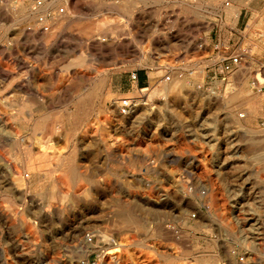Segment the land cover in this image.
Segmentation results:
<instances>
[{
	"label": "rangeland",
	"instance_id": "obj_1",
	"mask_svg": "<svg viewBox=\"0 0 264 264\" xmlns=\"http://www.w3.org/2000/svg\"><path fill=\"white\" fill-rule=\"evenodd\" d=\"M50 1L0 0V149L19 164L12 131L35 134L34 158L39 141L55 148L37 171L55 188L19 191L50 204L37 213L35 257L49 230L53 264H227L230 255L264 264V0H78L62 20L40 23ZM230 7L237 15L222 18ZM233 56L239 64L222 72ZM69 153L83 182L64 193L57 180ZM3 164L6 256L20 231L8 224ZM78 232L97 235L87 244Z\"/></svg>",
	"mask_w": 264,
	"mask_h": 264
},
{
	"label": "bare ground",
	"instance_id": "obj_2",
	"mask_svg": "<svg viewBox=\"0 0 264 264\" xmlns=\"http://www.w3.org/2000/svg\"><path fill=\"white\" fill-rule=\"evenodd\" d=\"M48 2V1H47ZM200 2V1H199ZM231 2V1H230ZM235 2V0H234ZM202 3V2H201ZM221 4V3H220ZM231 4V3H230ZM233 4V3H232ZM231 4V5H232ZM237 4V3H236ZM235 4V5H236ZM249 4V2H248ZM72 5L74 6V9L79 7V1L78 0H66V3L63 4V0H51L49 3H46V5L42 8V13L43 15L40 17V23H44L45 21H50L49 18H52L54 20H62V18H64L65 16H67L69 14L70 8L72 7ZM199 5V4H198ZM218 5V4H217ZM238 5V4H237ZM240 5V4H239ZM81 6V5H80ZM216 6V5H215ZM223 6V5H222ZM212 7V6H211ZM219 7V5H218ZM237 7V6H236ZM252 7V6H251ZM229 11L228 13L231 15H237V10L233 11V9L230 7L228 8ZM220 11V9H219ZM74 12V11H73ZM220 13V12H219ZM72 14V13H71ZM241 14V13H239ZM255 15V14H254ZM32 16V15H30ZM76 16V15H75ZM243 16V15H242ZM237 17V16H234ZM253 17V16H252ZM39 19V18H38ZM221 19V18H220ZM236 19V18H235ZM238 20V19H237ZM39 21V20H38ZM56 22V21H55ZM58 22V21H57ZM56 22V23H57ZM234 22V21H233ZM238 22V21H237ZM60 24V22H59ZM58 24V25H59ZM62 27V26H61ZM42 29V28H41ZM62 29V28H60ZM90 30V29H88ZM87 30V31H88ZM60 31V30H59ZM45 32V31H44ZM92 32V31H90ZM47 33V32H46ZM38 34V33H37ZM42 34V32H41ZM103 40V39H102ZM112 43V42H111ZM111 45V44H110ZM117 45V44H116ZM121 45V44H120ZM119 45V46H120ZM98 46V45H97ZM106 47V46H104ZM115 47V46H114ZM100 49V48H98ZM93 50V49H92ZM2 69V68H1ZM7 76V75H6ZM2 77V76H1ZM170 77V76H169ZM136 78V77H135ZM174 81V80H173ZM180 84V83H179ZM172 85V84H170ZM55 87V86H54ZM169 87V86H168ZM56 88V87H55ZM88 89V88H87ZM3 92V91H2ZM91 92V91H90ZM88 95V94H87ZM89 96V95H88ZM92 96V95H91ZM114 101V100H113ZM2 102V101H1ZM108 103V102H107ZM74 104V103H73ZM95 104V103H94ZM125 104L124 106H127L129 104V102L126 100L124 101ZM96 105V104H95ZM113 105L116 106V108L118 109V112L121 114H127L129 112H126V110H122L121 109V104H119L118 102H113ZM81 106V105H80ZM85 105H82L80 107L79 111L84 112L85 107H83ZM97 106V105H96ZM77 107V106H76ZM94 108V107H93ZM127 108V107H126ZM112 109V108H111ZM97 110V109H96ZM99 111H104L103 109V105L98 107ZM113 110V109H112ZM71 111V110H70ZM73 111V110H72ZM114 111V110H113ZM128 111V110H127ZM143 111V110H141ZM74 112V111H73ZM106 112V111H105ZM88 114V113H87ZM140 114V113H139ZM146 114V113H145ZM149 114V113H148ZM65 115V114H63ZM69 115V114H68ZM86 115V114H85ZM107 115V114H106ZM75 116V115H74ZM77 116V115H76ZM141 116V115H140ZM70 117V116H69ZM134 117V116H133ZM147 117V116H146ZM138 118V117H137ZM143 118V117H142ZM65 119V118H64ZM70 119V118H69ZM120 119V118H119ZM144 119V118H143ZM35 120V119H34ZM37 121V120H35ZM45 121V120H44ZM3 122V121H2ZM119 122V121H118ZM142 122V121H141ZM36 123V122H35ZM66 123V122H65ZM44 122H38L37 125H35L37 128H42ZM56 124V123H55ZM45 125V124H44ZM118 124L114 125V123H112L111 128L114 131V133H117V126ZM134 125V124H133ZM34 126V125H32ZM122 126L125 128V126L122 124ZM36 128V129H37ZM55 128V125H54ZM35 129V130H36ZM52 129V126H51ZM40 130V129H38ZM37 130V131H38ZM55 130V129H54ZM131 130V129H130ZM42 131V130H41ZM45 131V130H44ZM128 131V130H127ZM12 139H13V143H12V151H13V158L14 161H19V164H15V162L10 161L8 159V157L3 153V149H0V264H3V258L7 256L8 261L10 262V264H53L52 259H53V246L52 242H53V236L51 231L49 230H45L43 232V244H42V249H40V253L37 255V257H35L37 250L33 247L34 245H36L35 243H31L32 241H34V238L36 237L35 235V230L34 227L37 223V218H38V211H42L44 213V215H47L49 213V202L47 201L46 204L41 205L39 203H36V200L28 198L27 194H21V192L19 193L20 190H26L28 192H36L39 193L41 192L42 188L44 186H49L52 185L55 188V184L52 181V179L49 177L48 172L47 173H43V172H37L38 169L41 168L42 165L46 164V166L49 167V165L52 163V159L54 157V155H51L49 152L54 148L53 143L49 140L44 141V142H40L39 144L42 147V153L39 156V158L36 157V154L34 158L33 154H34V138L33 135L35 136V134H31L28 136L29 140L28 141H24L23 137H20L18 135L17 132L12 131ZM31 133V131H30ZM41 133V132H40ZM53 133V132H52ZM119 134V133H118ZM120 135V134H119ZM122 135V134H121ZM42 136V135H41ZM113 136V135H112ZM39 139V138H38ZM113 139V138H112ZM54 141V140H53ZM59 141V140H58ZM108 141V140H107ZM112 141V140H111ZM109 141V142H111ZM114 144V143H113ZM140 144V143H139ZM1 146V145H0ZM109 146V145H108ZM76 147V146H75ZM106 147V146H105ZM113 147V146H112ZM55 149V148H54ZM53 149V150H54ZM77 148H75L76 151ZM109 149V148H108ZM37 150V149H36ZM139 152H142L141 149H138ZM40 152V151H39ZM115 152V151H114ZM9 153V152H8ZM107 153V151H106ZM143 153V152H142ZM10 154V153H9ZM11 154V155H12ZM40 154V153H39ZM58 154V158L61 157L62 152L59 151ZM104 154V153H103ZM108 154V153H107ZM115 155V154H114ZM140 155V154H139ZM149 155V154H148ZM12 157V156H11ZM56 157V158H57ZM55 158V157H54ZM112 159V158H111ZM56 160V159H55ZM65 160L64 162H60L63 163V165L65 164L66 169H64V172L62 173V177H59L57 182L59 184H61L65 190L63 191L64 193H68L69 192V184H73L75 182H78L79 180L82 179V171H80L77 167V157L74 154V156L69 155H65V157L62 159V161ZM3 161L8 163L9 166V170H10V176H11V181L10 183L12 184V192L8 195H6V197H4V200L7 201L8 203L11 204L10 207V212L12 214V220L9 221V225H11L12 227H15L17 230L16 232L20 233L17 234L16 236H14V234H11L9 236V241H8V247H6V256H3V220L6 217L7 219H9V217L7 216V214H5L3 212ZM58 161V160H57ZM51 162V163H50ZM108 162V161H107ZM48 164V165H47ZM55 164V162H54ZM7 167V166H6ZM47 168V167H46ZM56 168V167H55ZM61 168V169H62ZM5 169V168H4ZM52 169V168H51ZM59 169V171L61 172L62 170ZM28 170V173H26V171ZM56 170V169H55ZM42 171V170H41ZM58 171V170H57ZM8 173V172H6ZM56 173V172H55ZM64 174V175H63ZM53 175V174H52ZM6 178V176H5ZM4 178V179H5ZM9 180V179H8ZM91 180V179H90ZM82 181V180H81ZM9 182V181H8ZM83 182V181H82ZM56 183V182H55ZM54 184V185H53ZM78 184V183H77ZM88 184V183H87ZM79 185V184H78ZM51 186V189H52ZM83 186V184H82ZM6 187V186H5ZM49 189V188H48ZM62 189V188H61ZM50 190V189H49ZM55 190V189H53ZM47 191V189H46ZM56 191V190H55ZM61 191L58 189V192ZM27 192V193H28ZM52 192V191H51ZM76 192V191H75ZM49 193V192H48ZM55 193V192H54ZM57 193V192H56ZM62 193V191H61ZM77 193V192H76ZM53 195V193H51ZM51 195V197H52ZM54 198V196H53ZM59 198V197H58ZM51 199V198H50ZM42 200V198H41ZM52 200V199H51ZM19 202H21V204H18ZM54 203V202H53ZM52 203V204H53ZM5 204V202H4ZM7 204V203H6ZM19 205L24 206V208L26 209V213L22 212L21 209L19 208ZM61 205V204H60ZM52 206V205H51ZM57 206V205H56ZM55 207V206H54ZM53 207V208H54ZM56 208V207H55ZM120 209L122 211H125L129 209V207L126 206H121ZM145 209V208H144ZM222 209V208H221ZM24 211V210H23ZM55 211V210H53ZM56 212V211H55ZM59 213V212H58ZM130 213V212H129ZM60 215V214H59ZM128 215V214H126ZM41 216V215H40ZM53 216V215H51ZM44 217V216H43ZM121 226L125 227L128 226L131 220H129L127 217L121 216ZM131 217V216H129ZM5 218V219H6ZM47 219V218H46ZM139 220V219H138ZM137 221V220H136ZM142 221V220H141ZM39 222V221H38ZM48 223V222H47ZM7 224V225H8ZM45 224V223H44ZM137 224V223H136ZM140 224V223H139ZM6 225V226H7ZM49 225V224H48ZM142 225V224H141ZM140 225V226H141ZM5 226V227H6ZM133 226V225H132ZM167 226V225H166ZM46 227V226H45ZM80 228V226H78ZM120 227V226H119ZM11 228V227H10ZM48 228V227H47ZM122 228V227H121ZM64 229V228H63ZM22 230V232H21ZM97 230V229H96ZM68 231V230H67ZM66 231V232H67ZM71 231V230H70ZM73 231V230H72ZM75 231V230H74ZM65 232V233H66ZM12 233V232H11ZM96 233V232H95ZM95 233L89 232L88 234L84 235V233L82 232H78L76 233V236H81L82 234V239L84 240L85 243L90 244L93 241V238L97 235ZM6 235V234H5ZM66 235V234H65ZM7 236V235H6ZM74 236V235H73ZM38 238V237H36ZM66 238V236H65ZM41 239V238H40ZM57 239V238H55ZM75 239V238H74ZM123 239V238H122ZM59 240V239H58ZM6 241V240H5ZM39 241V240H37ZM41 241V240H40ZM69 241V240H68ZM127 241H125L126 243ZM59 242H57L58 244ZM64 243V242H63ZM60 244V243H59ZM121 244H124L123 242ZM6 246V245H5ZM57 247V246H56ZM60 247V245H59ZM62 247V246H61ZM84 247V246H83ZM164 248V247H163ZM57 250V249H56ZM61 250V249H59ZM142 250V249H141ZM155 251V250H154ZM139 253V252H138ZM58 254V253H57ZM133 254V253H132ZM143 254V253H142ZM141 254V255H142ZM145 254V253H144ZM135 255V254H134ZM262 255L264 256V253H262ZM137 256V255H136ZM135 256V257H136ZM34 257L38 260V262H36V260H34ZM56 257V256H54ZM175 257V256H174ZM173 257V258H174ZM180 257V256H179ZM61 258V257H60ZM64 258V257H63ZM177 258V257H176ZM264 258V257H263ZM181 259V258H180ZM179 259V260H180ZM146 260V259H145ZM62 261V260H61ZM64 261V260H63ZM168 260H166L167 262ZM59 262V261H58ZM57 262V263H58ZM173 262V261H172ZM66 263V262H65ZM79 263V262H78ZM100 263V262H99ZM79 264H87L86 261H81ZM152 264V263H150ZM163 264V263H162ZM238 264V263H237Z\"/></svg>",
	"mask_w": 264,
	"mask_h": 264
},
{
	"label": "crops",
	"instance_id": "obj_3",
	"mask_svg": "<svg viewBox=\"0 0 264 264\" xmlns=\"http://www.w3.org/2000/svg\"><path fill=\"white\" fill-rule=\"evenodd\" d=\"M227 12H228V10H225L224 9L221 17L223 18V16L226 15ZM251 48H254V53H256L258 51V49H259V46L254 42L251 45ZM250 62H251L252 65H255L256 61H255L254 57H253V60L252 61L250 60ZM232 78H233V82H234L235 85L236 84H239V76L238 75H233ZM236 86H238V85H236ZM239 109H246L247 112L249 113V116L252 117L251 120H254L255 119V117H254L255 108L253 107V105L249 104L248 102H244L243 103V106H241ZM256 259H258V258L256 257ZM224 261L227 264H236V263H239V260H238V256L237 255H235L234 257H232L231 255L228 256V257L225 256Z\"/></svg>",
	"mask_w": 264,
	"mask_h": 264
},
{
	"label": "built area",
	"instance_id": "obj_4",
	"mask_svg": "<svg viewBox=\"0 0 264 264\" xmlns=\"http://www.w3.org/2000/svg\"><path fill=\"white\" fill-rule=\"evenodd\" d=\"M239 60L238 56H233L231 63H226L222 66V72L232 71L234 66L239 64Z\"/></svg>",
	"mask_w": 264,
	"mask_h": 264
}]
</instances>
